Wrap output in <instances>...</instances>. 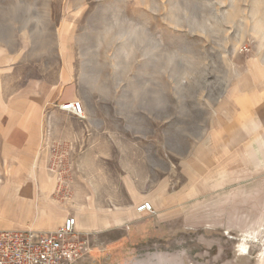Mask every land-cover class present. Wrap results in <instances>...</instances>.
Returning a JSON list of instances; mask_svg holds the SVG:
<instances>
[{
	"label": "rangeland",
	"instance_id": "obj_1",
	"mask_svg": "<svg viewBox=\"0 0 264 264\" xmlns=\"http://www.w3.org/2000/svg\"><path fill=\"white\" fill-rule=\"evenodd\" d=\"M1 56L10 98L65 95L36 160L70 264H264V0H0Z\"/></svg>",
	"mask_w": 264,
	"mask_h": 264
},
{
	"label": "crops",
	"instance_id": "obj_2",
	"mask_svg": "<svg viewBox=\"0 0 264 264\" xmlns=\"http://www.w3.org/2000/svg\"><path fill=\"white\" fill-rule=\"evenodd\" d=\"M10 57H0V65L4 64L6 69L2 71L3 67H0V83L12 77L9 68L14 61ZM255 68L253 82L245 95L253 107L264 108V65ZM11 95L6 86H0V206L6 207L8 224L13 226L0 229L34 226L45 230L59 227L64 222L63 218L65 220L70 215L62 209L51 211L53 205L46 176L36 159L44 129L48 126L44 120L46 106L58 99L61 102L65 95L23 92L10 98ZM75 217L82 220L79 215Z\"/></svg>",
	"mask_w": 264,
	"mask_h": 264
},
{
	"label": "built area",
	"instance_id": "obj_3",
	"mask_svg": "<svg viewBox=\"0 0 264 264\" xmlns=\"http://www.w3.org/2000/svg\"><path fill=\"white\" fill-rule=\"evenodd\" d=\"M60 110L85 118L82 100H67ZM138 212H154L150 201L142 202ZM78 220L74 215L53 230L34 228L0 229V264H70L81 253L88 239L77 232Z\"/></svg>",
	"mask_w": 264,
	"mask_h": 264
}]
</instances>
